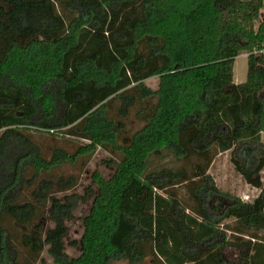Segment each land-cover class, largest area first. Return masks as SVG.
<instances>
[{"label":"trees","instance_id":"obj_1","mask_svg":"<svg viewBox=\"0 0 264 264\" xmlns=\"http://www.w3.org/2000/svg\"><path fill=\"white\" fill-rule=\"evenodd\" d=\"M263 9L264 0H0V264H37L45 250L54 263L43 264H233L230 246L243 249L240 264H264ZM155 76L157 89L146 84ZM134 110L144 124L121 141ZM35 126L84 142L48 156L26 132ZM100 147L119 155L113 175L95 171L96 189L68 193L79 176L59 171ZM227 151L261 189L252 201L209 173ZM182 185L186 199L172 189ZM214 196L229 200L215 207ZM91 198L70 257L67 222Z\"/></svg>","mask_w":264,"mask_h":264},{"label":"rangeland","instance_id":"obj_2","mask_svg":"<svg viewBox=\"0 0 264 264\" xmlns=\"http://www.w3.org/2000/svg\"><path fill=\"white\" fill-rule=\"evenodd\" d=\"M261 17H264V9L262 10ZM245 72V61L243 58L238 59L237 61V73L238 75H242ZM159 77H151L146 80V84L153 88L157 89L159 87ZM62 106L60 105V111H62ZM60 111L56 117L55 123H58L60 120ZM134 110L131 115L125 120L126 128L121 133V141H124L125 138H130L131 135L139 130L143 126V122H141L136 116ZM34 128L27 129V133L31 135L32 139L37 143L45 152L46 155L50 156L52 151L56 147H63L69 151H72L77 144L84 142L83 139L80 138H68L63 135V130L60 127H55L54 130L43 129L40 126H35ZM1 134V132H0ZM71 139V140H69ZM119 159V155H113L111 152L105 150L104 148H98L94 156L90 159L88 163L84 166L82 165H66L59 172L63 174H75L79 176V182L77 186L69 191L68 193H76L78 195H85L86 188L90 185H94L92 181V175L95 171H98L105 178H110L114 171L115 166L109 162V160ZM171 164V157H167L162 160H156L153 165L157 166L158 164ZM209 173L213 176L216 181L218 187L224 192L230 193L231 195H235L240 197L244 201H252L255 197L259 195L261 192L260 188H256L250 184H248L242 175L237 172L234 164L231 161V151H227L219 154L210 170ZM262 179L264 181V169L261 172ZM178 193L180 197L186 199L187 189L185 185L172 188ZM63 194H61L62 196ZM92 198L86 200L85 202H80L78 207L74 211V216L71 220L67 222L69 227V233L65 237V248L66 252L70 257H77L80 254V246H73L71 242L74 240L80 241L84 234V218L88 215L91 205ZM228 201V197L224 196H214L211 198L212 206H219L220 202ZM226 224L231 225L234 223V220L225 221ZM228 235H231V231L227 232ZM261 235H264V232H261ZM249 238L248 236H245ZM243 253L242 248H238L235 246H230L225 249L224 257L227 261H231L233 264H240L241 256ZM44 262L54 263L53 259L49 256L47 250H45L41 256V260L37 264H43ZM152 258L146 259L141 264H152ZM112 264H130L128 260L119 259L112 262Z\"/></svg>","mask_w":264,"mask_h":264},{"label":"crops","instance_id":"obj_3","mask_svg":"<svg viewBox=\"0 0 264 264\" xmlns=\"http://www.w3.org/2000/svg\"><path fill=\"white\" fill-rule=\"evenodd\" d=\"M243 58L245 61V72L242 75H238L237 73V61L238 59ZM247 73H248V54L242 53L239 56L236 57L235 63H234V81L236 83H243L247 80ZM261 140L264 143V132L261 134Z\"/></svg>","mask_w":264,"mask_h":264}]
</instances>
